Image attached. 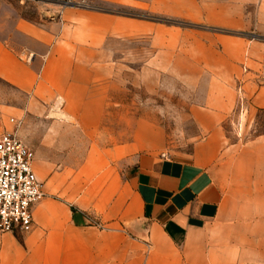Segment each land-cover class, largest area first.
I'll return each instance as SVG.
<instances>
[{"label":"rangeland","instance_id":"1","mask_svg":"<svg viewBox=\"0 0 264 264\" xmlns=\"http://www.w3.org/2000/svg\"><path fill=\"white\" fill-rule=\"evenodd\" d=\"M16 20L53 37L13 51ZM12 56L28 75H0V131L21 119L44 195L30 230L0 231V264H68L83 240L117 259L101 234L120 228L132 166L163 155L211 168L223 239L264 264V107L248 93L264 83V0H0V65ZM68 206L87 213L82 229ZM134 243L127 235V259Z\"/></svg>","mask_w":264,"mask_h":264},{"label":"crops","instance_id":"2","mask_svg":"<svg viewBox=\"0 0 264 264\" xmlns=\"http://www.w3.org/2000/svg\"><path fill=\"white\" fill-rule=\"evenodd\" d=\"M12 28L22 38V41L11 42L13 51H24L27 45L24 41L39 34L46 43L53 37L51 31H40L37 25L25 20H16ZM51 59L47 55L46 67ZM27 65L12 56L10 63L0 65V75L20 84L28 72ZM248 93L253 107H264V83L251 91L248 89ZM132 167L128 180L132 192L120 210V228H107L101 234L107 241L105 246H109L110 239L116 242L117 259L110 260L108 249L99 251L84 240L68 252L69 257L64 250L56 257L70 258L68 264H229L231 259L247 264L241 259L238 247H228V241L223 239V226L227 221L224 187L203 161L163 155L142 159ZM83 173L82 168L77 179ZM44 204L40 202L36 207L43 209ZM67 210L72 229H82L88 222L87 213L79 207L68 206ZM127 235L136 245L128 259ZM5 245L10 252L11 245ZM45 250L44 247V257Z\"/></svg>","mask_w":264,"mask_h":264},{"label":"built area","instance_id":"3","mask_svg":"<svg viewBox=\"0 0 264 264\" xmlns=\"http://www.w3.org/2000/svg\"><path fill=\"white\" fill-rule=\"evenodd\" d=\"M9 122L0 131V231H28L32 206L44 190L33 168L34 151L18 133L21 119L10 116Z\"/></svg>","mask_w":264,"mask_h":264}]
</instances>
